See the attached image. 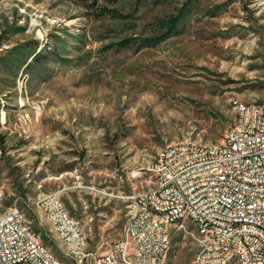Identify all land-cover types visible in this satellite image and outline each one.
I'll use <instances>...</instances> for the list:
<instances>
[{"label": "rangeland", "instance_id": "obj_1", "mask_svg": "<svg viewBox=\"0 0 264 264\" xmlns=\"http://www.w3.org/2000/svg\"><path fill=\"white\" fill-rule=\"evenodd\" d=\"M238 101L264 103V0H0V190L63 264L44 195L110 251L158 151L224 144ZM193 227L167 264H196Z\"/></svg>", "mask_w": 264, "mask_h": 264}, {"label": "built area", "instance_id": "obj_2", "mask_svg": "<svg viewBox=\"0 0 264 264\" xmlns=\"http://www.w3.org/2000/svg\"><path fill=\"white\" fill-rule=\"evenodd\" d=\"M149 169L160 170L159 183H152L154 191L133 197V212L112 256L93 255L89 243L88 252L79 253L80 235L66 222L70 213L55 215L52 197L60 195L40 199L58 239L69 236V244L62 245L72 264H167L172 230L191 220H198L193 229L199 241L193 263L217 264L230 257V264H264V109L238 101L225 145H167ZM230 221H239V229H230ZM128 232L136 233L137 242L128 241ZM137 243H144V251H137L136 263H128L129 244ZM23 259L54 264L0 201V264H22Z\"/></svg>", "mask_w": 264, "mask_h": 264}, {"label": "bare ground", "instance_id": "obj_3", "mask_svg": "<svg viewBox=\"0 0 264 264\" xmlns=\"http://www.w3.org/2000/svg\"><path fill=\"white\" fill-rule=\"evenodd\" d=\"M255 109H264V103L255 104ZM176 144H183V143H176ZM220 145H225V140H224V144H209L207 145V148H214L215 146H220ZM155 161H156V157L149 165H154ZM148 172L154 176L155 183H159L160 170L149 169ZM151 191H154V189ZM145 192H149V191H145ZM0 201L2 204L6 205L7 202L6 196L2 190H0ZM40 204L48 222L51 224V219L48 216V211L46 210V207H44L42 203ZM52 204L55 205V215L68 214L59 196L52 197ZM8 210H11V213L15 217H19L21 224H25L26 229H28L29 237L32 239L35 247H38V249H46V254H48V259L53 261L54 264H63L59 259L56 258V256L52 254L50 249L44 246V244L40 239V236L36 234L28 225L26 215L22 211L13 207H8ZM66 222H72V226H74V234L80 235L79 253H87L88 243L86 241V236L85 233H83L82 227L70 215H66ZM191 224L194 227H198V220H191ZM230 229H239V221H230ZM54 231L57 233L56 229H54ZM60 240L62 241L63 244H69V236H60ZM128 241L137 242V235L135 232H128ZM137 251H144V243H137V247L136 244H129L128 263H136ZM105 256H112V249L110 251L105 252ZM22 264H34V261H32L31 259H23ZM196 264H200V263H196ZM217 264H230V257L220 258V260H217Z\"/></svg>", "mask_w": 264, "mask_h": 264}]
</instances>
